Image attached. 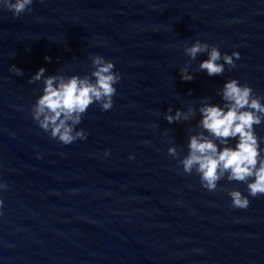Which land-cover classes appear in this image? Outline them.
<instances>
[{
	"label": "water",
	"instance_id": "1",
	"mask_svg": "<svg viewBox=\"0 0 264 264\" xmlns=\"http://www.w3.org/2000/svg\"><path fill=\"white\" fill-rule=\"evenodd\" d=\"M195 38L238 51L235 67L209 77L195 71L199 54L188 65L194 79L181 80L182 49ZM93 54L121 73L113 105H90L77 125L87 137L65 145L32 120L39 82L28 77L40 66L82 75ZM228 77L264 95V0H33L18 16L0 8V264H264V195L232 207L221 189L247 194L243 182L208 191L166 152L173 143L183 155L199 113L169 124L164 110L195 108L204 95L219 102ZM255 128L264 135V123Z\"/></svg>",
	"mask_w": 264,
	"mask_h": 264
},
{
	"label": "clouds",
	"instance_id": "2",
	"mask_svg": "<svg viewBox=\"0 0 264 264\" xmlns=\"http://www.w3.org/2000/svg\"><path fill=\"white\" fill-rule=\"evenodd\" d=\"M32 4L33 0H0V8L11 11L13 16L30 12ZM182 50L188 57L184 66L178 68L179 77L184 81L194 79L188 65L199 54H205V58L198 61L195 71H204L209 77L224 73L226 65L231 70L240 56L236 50L222 53L218 46L199 38L184 44ZM89 64V71L82 75L75 72L66 75L62 70L45 74V67L40 66L28 77L29 83L39 82V94L28 109L32 120L51 138L65 145L87 137V131L77 127L83 114L92 104L102 111L111 108L115 85L121 79L111 59L93 54ZM8 70L23 75V69L15 64H10ZM216 94L219 102H212L210 96L204 95L199 97L195 108L188 103L184 108L169 106L164 110L163 119L169 124L189 121L199 113L195 130L191 126L187 129L183 155L173 143L168 144L166 152L173 158L179 156L180 170L195 174L200 186L208 191L216 190L221 179L243 182L247 194L236 187L221 190L227 192L232 207L246 208L250 196L264 195V135H259L255 128L264 123V95L257 94L247 82L241 83L236 77L224 79ZM108 151L105 149L104 155ZM6 187L0 181V190Z\"/></svg>",
	"mask_w": 264,
	"mask_h": 264
}]
</instances>
